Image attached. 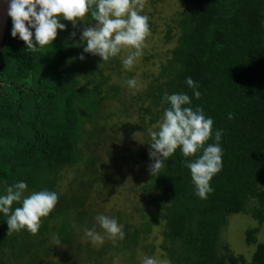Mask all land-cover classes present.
Returning a JSON list of instances; mask_svg holds the SVG:
<instances>
[{"label":"trees","instance_id":"trees-1","mask_svg":"<svg viewBox=\"0 0 264 264\" xmlns=\"http://www.w3.org/2000/svg\"><path fill=\"white\" fill-rule=\"evenodd\" d=\"M177 1L181 9L163 27L166 42L173 46L159 74L133 97L138 112L125 109V120L119 124H112L114 112L107 111L106 103L123 104L124 89L111 82L106 62L100 66L83 51V24H95L90 13L75 29L61 19L66 29L58 30L52 45L37 52L11 36L10 17L0 54V195L6 186L24 181L26 196L49 190L57 193L58 203L41 218L35 235L26 229L7 234L8 217L0 213V264L7 261L2 248L14 247L19 238L20 250L26 253L17 252V258L26 255L28 264L45 263L52 251L49 236L58 237L68 248L64 252L68 260L71 256L68 264L80 256L87 264H113L114 252L130 253L125 261L132 264L138 246L146 244L149 255L155 254L157 246L150 237L159 220L163 222L159 249L168 264H264V0ZM146 15L155 31L154 16ZM187 77L198 85V99L186 84ZM165 93L187 94L191 104L185 107L200 108L213 120V134L205 147L215 144V132L222 131V168L210 181L213 191L200 198L184 163L201 156L202 149L184 157L178 148L139 187L148 198L139 206L140 222L125 221V213L118 212L124 239L99 248L82 245L78 229H91L97 213L86 205L88 189L81 195L70 190L60 193L61 172L76 169L90 188L102 177L98 150L108 159L119 155L124 164L150 163L149 132L158 130L170 106ZM135 113L138 124L130 120ZM136 130L147 136L144 146L133 140ZM81 164L82 172L77 169ZM19 206L14 202L12 207ZM238 214L256 223L245 231V243L253 249L250 257L236 254L224 238L228 220Z\"/></svg>","mask_w":264,"mask_h":264},{"label":"clouds","instance_id":"clouds-1","mask_svg":"<svg viewBox=\"0 0 264 264\" xmlns=\"http://www.w3.org/2000/svg\"><path fill=\"white\" fill-rule=\"evenodd\" d=\"M144 7L145 0H10L7 14L13 25L11 36H18L27 50L37 52L52 45L58 30L66 29L61 19L71 22L75 29L90 13L95 24H86L82 30L81 41L86 42L83 51L108 61L126 49L128 54L122 63L130 70L142 55L144 42L151 34L149 17L141 14ZM75 36L76 32L73 31L71 37ZM79 59L83 61L84 55H80ZM126 83L130 88L138 87L135 79H129ZM186 84L198 99L201 95L197 90L198 85L191 77L186 78ZM164 99L170 106L165 109L158 130L149 132L151 143L148 154L151 162L148 171L151 176L156 175L164 167V161L178 148L184 157L194 156L202 149L201 156L184 163L190 169L196 194L205 199L213 191L210 181L222 168V148L219 144L222 131L215 132V144L205 147L213 134V120L206 118L200 108L185 107L191 104L187 94L165 93ZM27 188L28 185L20 181L6 186L5 194L0 195V213L8 217L7 234L26 229L35 235L40 228L41 218L48 216L58 203V195L53 191L42 190L25 196ZM14 202L21 206L13 208ZM95 219L110 238L124 239L123 226L116 219L102 214ZM85 236L93 243H104V235L95 228L85 230ZM54 240L59 246V238L54 237ZM142 264H158V261L145 257Z\"/></svg>","mask_w":264,"mask_h":264},{"label":"rangeland","instance_id":"rangeland-1","mask_svg":"<svg viewBox=\"0 0 264 264\" xmlns=\"http://www.w3.org/2000/svg\"><path fill=\"white\" fill-rule=\"evenodd\" d=\"M181 9V5L177 0H162L160 3H155L153 0H145V7L142 10L141 14H151L154 17V22H156V27L150 30V35L146 38L144 42V46L142 48V55L138 57L133 65V67L129 70L126 69L122 63L123 59L126 58L128 54V50L122 49L121 52L115 56L110 57L108 61H102L99 56L92 55L96 62L99 63L100 66H103V63H107V75L112 76L111 82L118 84L123 91V104H116V106L106 103V109L109 113L114 112V117L111 118L113 121L112 124L118 123L125 120L124 111L125 109L131 110L134 109L137 111V104H132L131 101L133 97L141 93L145 86H147L148 81L152 80V75H158L161 70V64L165 60L166 52L172 48L173 43L166 42L164 38L163 27L164 23L169 21L173 14ZM87 23L83 24V28ZM94 25V24H93ZM149 58V59H147ZM110 60H115V64L109 65ZM129 79H135L137 81V88H130L126 81ZM121 102V100H119ZM138 114L135 113L130 120L132 123H139ZM112 116V115H111ZM154 126V125H153ZM127 133V132H126ZM135 139H133L139 146H144L145 137L143 133L139 130H136L134 134ZM97 153H101V161L98 168V171L102 174L101 179L94 184L90 188H86L80 176L75 172L76 169L66 168L60 174V193L67 190L76 191L79 195L88 189L87 195V206L89 209L95 211L96 215H93V224L91 225V229L95 228V230L102 235H104V243L98 244L93 243L88 237L85 236V230L90 229V227L80 228L78 229V235L81 240L82 245H86L87 243H91L95 248H99L100 246L106 244H117L118 238L112 239L107 234L104 233V230L101 229L96 221L97 215H105L117 220L118 212L125 213V221H130L133 224H138L140 222V213L139 206L144 205L148 198L143 196L140 188L144 185L146 179L150 176L148 171V165L150 163L142 162L141 165L134 166L133 164H124L121 161V157L118 155L116 160L108 159L106 157V152L96 151ZM77 168L80 172L84 171V166ZM108 183V185H107ZM108 186V188H107ZM28 195V194H27ZM86 195V194H85ZM26 196V193H25ZM153 209H151L152 211ZM148 211V212H151ZM118 222V221H117ZM120 225V223H118ZM163 222L159 220V222L154 226L153 234L150 237V241H154L156 243V251L155 254L149 255L148 251L144 248L137 247L135 249V259L132 264H142L145 257H152L158 261V264H168V259L164 257V252L159 249L160 244L162 243L160 237L161 225ZM255 222L249 216L238 214L230 217L228 223L226 225V230L224 232V238H226L227 242L230 245V249L234 251L236 254H243L247 257H250L253 249H249V247L245 243V231L250 227L255 226ZM261 239L264 240V227L261 228ZM14 235H17V231L13 232ZM13 236V235H12ZM50 243L49 247L52 248L50 257L47 258V261L43 264H65L71 260V256L68 260V256L64 253L68 250L67 247L54 245L55 240L52 236H49ZM22 239L19 238L17 242L14 244V247H10L9 245H5L2 248V255L6 264H28V256H24L22 258H17L15 255L17 252H22L24 255L26 250L22 248ZM115 255L113 264H130L125 260L129 258L130 253H126L125 255L114 252ZM28 255V254H27ZM17 258V259H16ZM72 262V261H71ZM70 262V263H71ZM69 263V264H70ZM68 264V262L66 263ZM73 264H87L84 256L74 257ZM93 264H97V262H93ZM106 264V263H103Z\"/></svg>","mask_w":264,"mask_h":264},{"label":"water","instance_id":"water-1","mask_svg":"<svg viewBox=\"0 0 264 264\" xmlns=\"http://www.w3.org/2000/svg\"><path fill=\"white\" fill-rule=\"evenodd\" d=\"M9 3L10 0H0V54L2 51L3 43L5 40V36L10 20V16H8L7 14Z\"/></svg>","mask_w":264,"mask_h":264}]
</instances>
